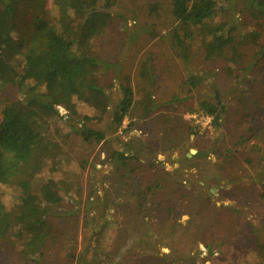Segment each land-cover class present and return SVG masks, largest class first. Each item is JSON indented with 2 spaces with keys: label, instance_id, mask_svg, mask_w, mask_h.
Here are the masks:
<instances>
[{
  "label": "rangeland",
  "instance_id": "374dc122",
  "mask_svg": "<svg viewBox=\"0 0 264 264\" xmlns=\"http://www.w3.org/2000/svg\"><path fill=\"white\" fill-rule=\"evenodd\" d=\"M19 1L14 36L29 39L33 8ZM43 1L54 22L52 0ZM173 1H96L109 15L93 40L107 64L97 82L105 96L57 106L66 118L51 121L49 139L60 155L40 175L71 185L48 218L53 238L32 261L20 255L24 238L9 235L0 264L264 263V12L245 7L249 0H219L209 24L226 25L233 48L206 62L197 31L179 53ZM194 76L196 88L187 84ZM18 98L15 87L2 90L0 121ZM204 103L220 105L218 123L199 132L192 116ZM80 126L106 138L87 144ZM192 150L205 155L187 156ZM1 194L6 208L19 204L15 187L1 186Z\"/></svg>",
  "mask_w": 264,
  "mask_h": 264
},
{
  "label": "trees",
  "instance_id": "16d2710c",
  "mask_svg": "<svg viewBox=\"0 0 264 264\" xmlns=\"http://www.w3.org/2000/svg\"><path fill=\"white\" fill-rule=\"evenodd\" d=\"M96 1L52 0L57 17L50 22L44 1L29 0L35 36L16 39L15 23L22 3L0 0V94L7 86L15 87L19 93V98L4 108L0 121V241L9 235L24 238L20 255L27 260L41 257L53 238L48 218L57 214L56 209L71 185L67 180L43 179L40 175L47 165L54 170L60 155L57 143L49 139L51 121L66 118L57 106L72 98L91 103L94 96H105L97 82L100 66L107 64L97 58L93 40L104 31L109 15L99 11ZM218 1L197 0L191 5L188 0L173 1V37L181 56L184 40L194 39V31L201 38L206 62L223 57L233 48L227 26L209 24L217 12ZM245 7L264 12V7L252 0ZM200 83L201 79L195 76L187 79L193 88ZM129 105V99H125L118 107L115 130L122 126ZM218 106L201 104L200 113L211 115L213 124H217ZM220 110L224 111L222 107ZM76 132L87 144L106 138L104 133L83 126ZM117 155L120 160L126 158L125 153ZM1 186L16 188L18 205L6 208ZM152 189L154 186L146 191ZM260 197L264 200V185Z\"/></svg>",
  "mask_w": 264,
  "mask_h": 264
},
{
  "label": "built area",
  "instance_id": "2783aa9c",
  "mask_svg": "<svg viewBox=\"0 0 264 264\" xmlns=\"http://www.w3.org/2000/svg\"><path fill=\"white\" fill-rule=\"evenodd\" d=\"M194 126L199 132L211 130L213 126V117L204 113H197L192 116Z\"/></svg>",
  "mask_w": 264,
  "mask_h": 264
},
{
  "label": "water",
  "instance_id": "95a60500",
  "mask_svg": "<svg viewBox=\"0 0 264 264\" xmlns=\"http://www.w3.org/2000/svg\"><path fill=\"white\" fill-rule=\"evenodd\" d=\"M200 154L205 155L204 153H200L198 151L192 150L191 153L189 155H187V156L191 157V156L200 155Z\"/></svg>",
  "mask_w": 264,
  "mask_h": 264
}]
</instances>
